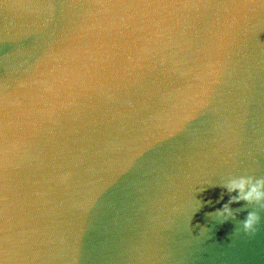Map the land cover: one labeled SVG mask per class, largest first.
Returning <instances> with one entry per match:
<instances>
[{
    "label": "water",
    "instance_id": "1",
    "mask_svg": "<svg viewBox=\"0 0 264 264\" xmlns=\"http://www.w3.org/2000/svg\"><path fill=\"white\" fill-rule=\"evenodd\" d=\"M157 2L0 0L4 264H264V3Z\"/></svg>",
    "mask_w": 264,
    "mask_h": 264
},
{
    "label": "clouds",
    "instance_id": "2",
    "mask_svg": "<svg viewBox=\"0 0 264 264\" xmlns=\"http://www.w3.org/2000/svg\"><path fill=\"white\" fill-rule=\"evenodd\" d=\"M264 3V0H261ZM230 191H239L240 196L234 197L232 202H239L245 200L249 203L264 202V179L255 180L252 177L241 176L234 178L228 184ZM221 216H232L233 210L229 205H225L220 213ZM260 222V216L257 212H249L247 217L242 221L240 230L245 234H252L255 232L256 226ZM0 264H4L0 260Z\"/></svg>",
    "mask_w": 264,
    "mask_h": 264
},
{
    "label": "snow or ice",
    "instance_id": "3",
    "mask_svg": "<svg viewBox=\"0 0 264 264\" xmlns=\"http://www.w3.org/2000/svg\"><path fill=\"white\" fill-rule=\"evenodd\" d=\"M104 6H108V5H104ZM112 6H122V7H127V6H137V7H175V6H178V5L164 2V0H160V2H157V3H143V4H138V5H112ZM183 6L187 7L188 5L185 4Z\"/></svg>",
    "mask_w": 264,
    "mask_h": 264
}]
</instances>
